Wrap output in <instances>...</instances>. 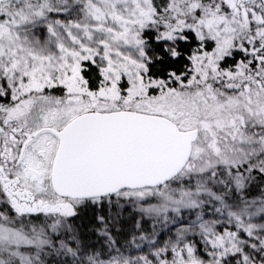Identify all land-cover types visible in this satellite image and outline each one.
<instances>
[{"label":"snow or ice","instance_id":"6c2138e0","mask_svg":"<svg viewBox=\"0 0 264 264\" xmlns=\"http://www.w3.org/2000/svg\"><path fill=\"white\" fill-rule=\"evenodd\" d=\"M0 264H264V0H0Z\"/></svg>","mask_w":264,"mask_h":264}]
</instances>
